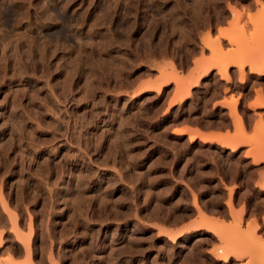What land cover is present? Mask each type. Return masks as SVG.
<instances>
[{
    "label": "rangeland",
    "instance_id": "obj_1",
    "mask_svg": "<svg viewBox=\"0 0 264 264\" xmlns=\"http://www.w3.org/2000/svg\"><path fill=\"white\" fill-rule=\"evenodd\" d=\"M263 55L264 0H0V264H264Z\"/></svg>",
    "mask_w": 264,
    "mask_h": 264
},
{
    "label": "bare ground",
    "instance_id": "obj_2",
    "mask_svg": "<svg viewBox=\"0 0 264 264\" xmlns=\"http://www.w3.org/2000/svg\"><path fill=\"white\" fill-rule=\"evenodd\" d=\"M263 56H264V55H263ZM240 63H241V62H240ZM229 65H230V64H229ZM236 65H237V64H236ZM263 65H264V64H263ZM237 66H239V63H238ZM240 66H241V65H240ZM243 67H244V64L242 63L241 68L239 67V68H240L239 70H241L240 72H241V74H242V77H243V75H244V74H243V69H244ZM256 67H257V66H255V65H254V66L251 65L250 69H251L253 72H254V71H258L260 75H263V74H264V66L261 67V68H258V69H257ZM224 69H225V71L227 70V68H225V67H224ZM225 77H226V78L229 77V76L227 75V72H226V74H225ZM243 78H244V77H243ZM243 78H242V79H243ZM228 79H229V78H228ZM258 104H262V103H257V105H258Z\"/></svg>",
    "mask_w": 264,
    "mask_h": 264
},
{
    "label": "crops",
    "instance_id": "obj_3",
    "mask_svg": "<svg viewBox=\"0 0 264 264\" xmlns=\"http://www.w3.org/2000/svg\"><path fill=\"white\" fill-rule=\"evenodd\" d=\"M193 129V128H192ZM206 134H208L207 132H206ZM207 136V135H206Z\"/></svg>",
    "mask_w": 264,
    "mask_h": 264
},
{
    "label": "built area",
    "instance_id": "obj_4",
    "mask_svg": "<svg viewBox=\"0 0 264 264\" xmlns=\"http://www.w3.org/2000/svg\"><path fill=\"white\" fill-rule=\"evenodd\" d=\"M219 252H221V250H219Z\"/></svg>",
    "mask_w": 264,
    "mask_h": 264
}]
</instances>
